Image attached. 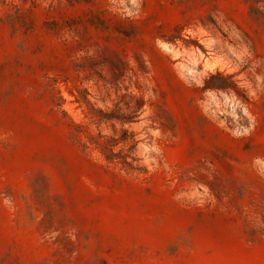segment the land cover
Here are the masks:
<instances>
[{"label":"rangeland","instance_id":"rangeland-1","mask_svg":"<svg viewBox=\"0 0 264 264\" xmlns=\"http://www.w3.org/2000/svg\"><path fill=\"white\" fill-rule=\"evenodd\" d=\"M0 264H264V0H0Z\"/></svg>","mask_w":264,"mask_h":264}]
</instances>
